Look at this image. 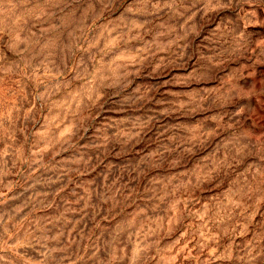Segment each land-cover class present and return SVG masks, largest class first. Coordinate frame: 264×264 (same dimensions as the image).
<instances>
[{
	"label": "rangeland",
	"instance_id": "1",
	"mask_svg": "<svg viewBox=\"0 0 264 264\" xmlns=\"http://www.w3.org/2000/svg\"><path fill=\"white\" fill-rule=\"evenodd\" d=\"M0 264H264V0H0Z\"/></svg>",
	"mask_w": 264,
	"mask_h": 264
}]
</instances>
